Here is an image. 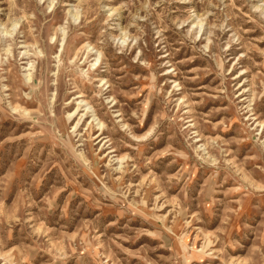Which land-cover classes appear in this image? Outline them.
I'll use <instances>...</instances> for the list:
<instances>
[{
  "label": "rangeland",
  "instance_id": "1",
  "mask_svg": "<svg viewBox=\"0 0 264 264\" xmlns=\"http://www.w3.org/2000/svg\"><path fill=\"white\" fill-rule=\"evenodd\" d=\"M0 264H264V0H0Z\"/></svg>",
  "mask_w": 264,
  "mask_h": 264
},
{
  "label": "bare ground",
  "instance_id": "2",
  "mask_svg": "<svg viewBox=\"0 0 264 264\" xmlns=\"http://www.w3.org/2000/svg\"><path fill=\"white\" fill-rule=\"evenodd\" d=\"M66 34V33H65ZM65 40V39H64ZM31 79V78H30ZM101 82V81H100ZM79 98H83V95H82V93H80L79 94V96L76 98V99H79ZM83 106H85L86 108L84 109L85 110V115H82L81 116V118L82 117H84V116H86L88 113H89V110L90 109H92V107L90 106V102H87V101H85V100H81L80 102H78V107H77V109H76V111L73 113V114H71L70 115V117H72V116H75L76 114H78L77 112L78 111H80L79 109H81V107H83ZM92 112H95L94 110L92 111ZM79 114H81V113H79ZM78 114V115H79ZM92 115H93V120H96V121H98V119H96V114L94 113H92ZM69 117V118H70ZM100 121V120H99ZM98 121V122H99ZM79 125V124H78ZM96 125H98L99 126V128L102 130V128L104 127V124L102 123V122H99L98 124H96ZM101 133V132H100ZM103 134H101L100 136H99V138L102 136ZM135 138L137 139V141H139L140 139H139V137H136L135 136ZM102 141V140H101ZM115 151L113 150V151H111L110 153H114ZM119 161H123L124 159H118Z\"/></svg>",
  "mask_w": 264,
  "mask_h": 264
}]
</instances>
